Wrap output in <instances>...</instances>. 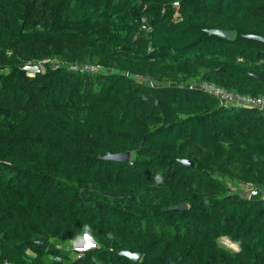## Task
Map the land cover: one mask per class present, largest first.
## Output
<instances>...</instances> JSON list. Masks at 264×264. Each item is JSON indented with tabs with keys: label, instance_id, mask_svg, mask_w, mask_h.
<instances>
[{
	"label": "trees",
	"instance_id": "1",
	"mask_svg": "<svg viewBox=\"0 0 264 264\" xmlns=\"http://www.w3.org/2000/svg\"><path fill=\"white\" fill-rule=\"evenodd\" d=\"M249 35L264 0H0V264H264V110L189 87L264 96Z\"/></svg>",
	"mask_w": 264,
	"mask_h": 264
},
{
	"label": "built area",
	"instance_id": "2",
	"mask_svg": "<svg viewBox=\"0 0 264 264\" xmlns=\"http://www.w3.org/2000/svg\"><path fill=\"white\" fill-rule=\"evenodd\" d=\"M141 27L145 28V22H143ZM70 68L80 72H97L100 69L99 66H94L91 64H82V65L71 64ZM189 87H195L205 91L206 93L217 98L219 103L224 106H254L264 110V96L252 97L250 95H243L234 92L232 93L227 89H225L224 87L208 81L190 83ZM249 196H262L264 198V191L259 192L256 189H250ZM80 239L73 241L72 246L76 245L77 243H80L79 241ZM76 251L81 253L83 251V247H78V250ZM80 253L77 256H80ZM3 264H12V263L4 262Z\"/></svg>",
	"mask_w": 264,
	"mask_h": 264
},
{
	"label": "water",
	"instance_id": "3",
	"mask_svg": "<svg viewBox=\"0 0 264 264\" xmlns=\"http://www.w3.org/2000/svg\"><path fill=\"white\" fill-rule=\"evenodd\" d=\"M208 33L211 35H217L219 37H223L225 39H232L234 36V31L233 30H225V29H209ZM249 37L251 39L257 40V41H261L264 43V36H259V35H249ZM25 70L30 71V72H40L41 71V67L39 64L36 65H27L24 67ZM254 78L259 79V80H263L264 76L263 75H259V74H254L253 75ZM149 101H153V99H148ZM130 154L128 152H123V153H117V154H108L106 155L104 158L106 160H112V161H118V162H127L129 159ZM181 163H183L185 166L187 167H194V163L189 161V160H180ZM187 205L185 203H179L176 205H173L171 207V209H179V210H184L186 209ZM88 242L86 243L85 246H89V245H93L94 244V240L92 239L91 236L86 235ZM41 245H43L44 247L47 246L46 243L40 242ZM120 256L126 257L129 260H131L132 262H138L140 261L142 254L140 252H130L128 250H123L119 252Z\"/></svg>",
	"mask_w": 264,
	"mask_h": 264
},
{
	"label": "rangeland",
	"instance_id": "4",
	"mask_svg": "<svg viewBox=\"0 0 264 264\" xmlns=\"http://www.w3.org/2000/svg\"><path fill=\"white\" fill-rule=\"evenodd\" d=\"M40 65V67H41V69H42V65L41 64H39ZM223 181H225L226 183H227V185L231 188V189H233V190H240L239 188H242V189H244V187L241 185V186H239V184H235L234 182H232V180L231 179H228V178H224L223 179ZM250 186H248L247 187V189L249 188ZM243 191H246V190H243ZM248 191H249V189H248ZM240 192H241V190H240ZM80 243H81V245H74V246H72V245H69L68 246V248H69V252L70 253H73L72 252V250L71 249H76V250H78V247H83L84 248V251H86L88 248H86L85 247V244L87 243V239L86 238H81L80 240ZM78 241V242H79ZM219 243L221 244V245H223L224 247H226V248H228V249H230V250H234V251H236V249L233 247V245H236L233 241H231L229 238H227V237H223V238H220L219 240ZM97 244H96V242H94V245L93 246H96Z\"/></svg>",
	"mask_w": 264,
	"mask_h": 264
},
{
	"label": "clouds",
	"instance_id": "5",
	"mask_svg": "<svg viewBox=\"0 0 264 264\" xmlns=\"http://www.w3.org/2000/svg\"><path fill=\"white\" fill-rule=\"evenodd\" d=\"M86 235H89L88 233H85V234H83L82 236H80L78 239H80V238H82V237H86ZM90 236V235H89ZM87 238V237H86ZM77 239V240H78ZM93 239V238H92ZM89 240V239H88ZM94 240V239H93ZM95 242V241H94ZM86 245V244H85ZM94 245V244H93ZM93 245H89V246H85L86 248H91V247H93ZM233 247L238 251L239 249H238V246L237 245H233ZM83 250H84V248H83Z\"/></svg>",
	"mask_w": 264,
	"mask_h": 264
},
{
	"label": "bare ground",
	"instance_id": "6",
	"mask_svg": "<svg viewBox=\"0 0 264 264\" xmlns=\"http://www.w3.org/2000/svg\"><path fill=\"white\" fill-rule=\"evenodd\" d=\"M77 245L79 246V245H80V243H77Z\"/></svg>",
	"mask_w": 264,
	"mask_h": 264
},
{
	"label": "crops",
	"instance_id": "7",
	"mask_svg": "<svg viewBox=\"0 0 264 264\" xmlns=\"http://www.w3.org/2000/svg\"><path fill=\"white\" fill-rule=\"evenodd\" d=\"M244 187V186H243ZM241 189V188H240Z\"/></svg>",
	"mask_w": 264,
	"mask_h": 264
}]
</instances>
